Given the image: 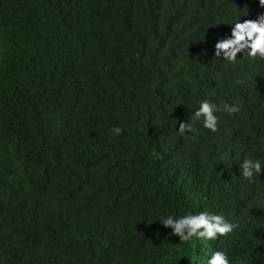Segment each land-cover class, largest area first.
<instances>
[{
  "label": "trees",
  "instance_id": "obj_1",
  "mask_svg": "<svg viewBox=\"0 0 264 264\" xmlns=\"http://www.w3.org/2000/svg\"><path fill=\"white\" fill-rule=\"evenodd\" d=\"M260 13L259 0H0V264H206L216 249L264 264V168L249 183L239 167L264 160V59L214 48ZM205 98L217 131L194 121ZM189 120L197 131L178 132ZM187 211L238 226L182 242L160 219Z\"/></svg>",
  "mask_w": 264,
  "mask_h": 264
},
{
  "label": "clouds",
  "instance_id": "obj_2",
  "mask_svg": "<svg viewBox=\"0 0 264 264\" xmlns=\"http://www.w3.org/2000/svg\"><path fill=\"white\" fill-rule=\"evenodd\" d=\"M264 7V0H259ZM230 34L218 38L214 45L215 55L222 59L236 63L240 57L264 59V13L256 18L241 20L237 18L233 23ZM238 53L241 56L238 58ZM228 112L239 111L236 104H224ZM219 106L211 99H201L193 113L194 121H202L205 128L212 131L218 130L219 117L216 113ZM181 134L195 132L197 129L193 121H182L177 129ZM111 131L119 135L125 131L120 126H113ZM240 175L249 183H254L264 168V160L252 155L246 156L239 164ZM160 222L165 228H170L172 234L179 237V241L188 242L193 238L215 240L219 236H226L237 228V224L229 220L222 212L187 211L181 214L170 213L165 215ZM198 259V258H197ZM203 264V262H201ZM206 264H232L227 251L213 250L207 257Z\"/></svg>",
  "mask_w": 264,
  "mask_h": 264
}]
</instances>
